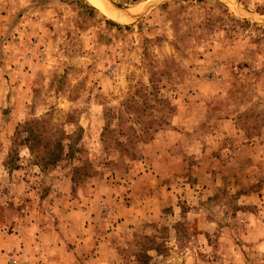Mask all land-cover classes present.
<instances>
[{
	"label": "rangeland",
	"instance_id": "rangeland-1",
	"mask_svg": "<svg viewBox=\"0 0 264 264\" xmlns=\"http://www.w3.org/2000/svg\"><path fill=\"white\" fill-rule=\"evenodd\" d=\"M110 1L0 0V264H264V0Z\"/></svg>",
	"mask_w": 264,
	"mask_h": 264
},
{
	"label": "bare ground",
	"instance_id": "bare-ground-1",
	"mask_svg": "<svg viewBox=\"0 0 264 264\" xmlns=\"http://www.w3.org/2000/svg\"><path fill=\"white\" fill-rule=\"evenodd\" d=\"M87 1L99 9L102 8L104 12H106V14L111 15L112 18L117 19L118 21L124 22V21H130L132 19L131 15L127 16L126 14H121L117 11L110 10L107 7L105 0H87ZM156 1H159V0H156ZM134 9H137V8H134Z\"/></svg>",
	"mask_w": 264,
	"mask_h": 264
},
{
	"label": "water",
	"instance_id": "water-1",
	"mask_svg": "<svg viewBox=\"0 0 264 264\" xmlns=\"http://www.w3.org/2000/svg\"><path fill=\"white\" fill-rule=\"evenodd\" d=\"M160 1H165V0H160ZM105 2L107 4V7L111 8V10L117 11L121 14H126L127 16L131 15L132 19L136 18L138 15L141 14L140 12L139 13H132V12L127 11L126 9L120 8L116 5H114L110 0H105Z\"/></svg>",
	"mask_w": 264,
	"mask_h": 264
},
{
	"label": "crops",
	"instance_id": "crops-1",
	"mask_svg": "<svg viewBox=\"0 0 264 264\" xmlns=\"http://www.w3.org/2000/svg\"><path fill=\"white\" fill-rule=\"evenodd\" d=\"M72 215H74L73 213L71 212H66L64 214L65 218H69L71 217ZM64 216H62L61 218L64 219ZM87 244H81V242L79 241L78 244H76L75 248L73 249V251H77V252H83V251H86V248L84 249V246H86Z\"/></svg>",
	"mask_w": 264,
	"mask_h": 264
},
{
	"label": "trees",
	"instance_id": "trees-1",
	"mask_svg": "<svg viewBox=\"0 0 264 264\" xmlns=\"http://www.w3.org/2000/svg\"><path fill=\"white\" fill-rule=\"evenodd\" d=\"M109 21V20H108ZM111 24H114V25H117V24H115V23H113V22H110Z\"/></svg>",
	"mask_w": 264,
	"mask_h": 264
}]
</instances>
